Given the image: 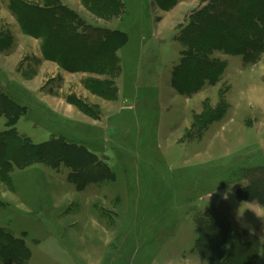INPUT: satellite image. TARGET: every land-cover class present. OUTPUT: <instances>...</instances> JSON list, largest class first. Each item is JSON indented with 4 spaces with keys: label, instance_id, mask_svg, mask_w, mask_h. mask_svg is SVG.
<instances>
[{
    "label": "rangeland",
    "instance_id": "374dc122",
    "mask_svg": "<svg viewBox=\"0 0 264 264\" xmlns=\"http://www.w3.org/2000/svg\"><path fill=\"white\" fill-rule=\"evenodd\" d=\"M234 1L0 0V92L25 110L0 112V137L99 168L0 158V264H215L205 240L245 233L242 264H264V0ZM63 8L116 58L66 68L63 40L26 22Z\"/></svg>",
    "mask_w": 264,
    "mask_h": 264
},
{
    "label": "trees",
    "instance_id": "16d2710c",
    "mask_svg": "<svg viewBox=\"0 0 264 264\" xmlns=\"http://www.w3.org/2000/svg\"><path fill=\"white\" fill-rule=\"evenodd\" d=\"M236 1H239V4L237 5V8L239 9H242L246 2V0H235L233 5L236 4ZM254 8V14H257V12L261 10L260 4L255 5ZM60 12L61 14L57 17L54 12L45 14L43 11L35 9L33 14L27 16L26 22L29 23V25H40L37 29L31 27V30L29 31H45L51 33L50 35H53L54 38L59 37L63 40V44H56L55 50L65 55L62 58H65V63H63V65H65L66 68H69L72 65H81V69H89L95 66L102 67L104 66L105 58H116L115 51L114 55L108 51L110 45L108 41H111L108 37L109 32L82 23L75 14L72 15V12L66 8H63V11ZM62 13H65V19L60 21L62 19L60 18V15L64 18V14ZM227 14L222 17L221 22H224L228 25V28H230L229 25L231 24L232 26L235 22L234 20H240L241 16L240 14H233L232 17L230 19L228 18V21H226ZM243 16L245 17V15ZM69 17L76 18V20L74 19L73 25L69 23ZM22 25L23 27L26 26L24 24ZM51 25H56L59 29L54 30ZM250 25L251 28H253L251 30L256 31L255 28H257V25L253 23ZM219 31H215V34L213 35V37L218 40L219 38L224 37ZM233 37H235V35H233L232 38ZM233 44L235 43L229 38V42L225 45L232 48L234 47ZM222 46H224L223 43ZM73 69L78 70L79 68ZM0 110V112H3L7 116L8 126L15 125L22 117L21 114L25 111L21 102L14 98L12 100L7 94L1 92ZM16 110H18V113L15 112ZM82 150V148H79L76 145H65L62 141L58 140L35 144L30 138L22 137L17 134L15 130H9L0 137V158H7L9 156L10 161L16 166L28 165L38 161L49 162L52 159H60L66 162V164L68 163L73 166L76 171H82L81 173L83 174L85 172V175L97 174L99 168L91 164L92 159L87 157L88 154L87 156H84L87 152L81 153ZM245 234L240 236H238L239 234H235L232 238L233 243L230 247L227 245L228 238H224L223 240H220V238L215 240L214 238L212 241L207 239L203 245V255L211 257L215 264H242L244 257L247 256L245 249L250 242L248 240L252 238L251 234L250 236H248V233ZM261 250L262 249L257 250L256 252L259 254Z\"/></svg>",
    "mask_w": 264,
    "mask_h": 264
},
{
    "label": "clouds",
    "instance_id": "9594fccd",
    "mask_svg": "<svg viewBox=\"0 0 264 264\" xmlns=\"http://www.w3.org/2000/svg\"><path fill=\"white\" fill-rule=\"evenodd\" d=\"M225 198H227V195H226V193H225Z\"/></svg>",
    "mask_w": 264,
    "mask_h": 264
}]
</instances>
